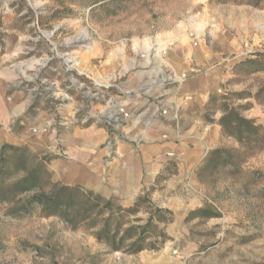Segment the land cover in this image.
Listing matches in <instances>:
<instances>
[{"label":"rangeland","instance_id":"374dc122","mask_svg":"<svg viewBox=\"0 0 264 264\" xmlns=\"http://www.w3.org/2000/svg\"><path fill=\"white\" fill-rule=\"evenodd\" d=\"M262 12L264 0H0V115L27 106L11 126L28 140L2 143L0 152L10 144L52 159L54 182L69 186L55 179L50 166L64 156L62 140L73 127L97 125L121 139L118 129L126 117L106 112L117 93L103 85L136 76L150 50L175 33L192 46L220 32L236 33L230 21L239 14L245 17L244 54L211 95L204 119L221 127L224 111L234 107L262 127L258 138L243 141L221 127L220 144L189 173L169 160L131 203L103 197L123 208L147 197L151 204L137 218L145 225L154 213L148 242L157 250L113 252L89 225L74 228L47 217L27 196L15 200L0 191V264H264V96L257 100L264 82V57L257 55L264 54V39L255 33L254 41L247 32V21ZM247 60L257 67L239 70Z\"/></svg>","mask_w":264,"mask_h":264},{"label":"crops","instance_id":"0c3cea01","mask_svg":"<svg viewBox=\"0 0 264 264\" xmlns=\"http://www.w3.org/2000/svg\"><path fill=\"white\" fill-rule=\"evenodd\" d=\"M236 19L230 21L236 33L220 32L197 46L183 33H175L163 40V47L150 50L151 57L141 62L136 76L103 85L117 93L110 96L106 112L120 118L121 110L128 114L118 129L121 139L97 125L73 127L62 140L64 156L50 166L55 179L131 203L154 183L169 160L179 162L186 174L197 166L221 140V127L204 119L205 107L244 54L241 40L246 33L240 30L245 17L239 14ZM247 22V32L264 39V12L255 22L254 17ZM26 110L27 106L9 112L6 108L0 115L5 126L0 127V144L28 143L11 126L13 117Z\"/></svg>","mask_w":264,"mask_h":264},{"label":"trees","instance_id":"16d2710c","mask_svg":"<svg viewBox=\"0 0 264 264\" xmlns=\"http://www.w3.org/2000/svg\"><path fill=\"white\" fill-rule=\"evenodd\" d=\"M257 56L264 57V54ZM257 64L255 60H247L237 65V68L251 69ZM261 96H264V82L257 93V100ZM220 125L224 132L237 137L239 141L258 138L262 130L255 121L242 117L234 107L224 111ZM231 127L233 131H230ZM51 161L47 157L34 156L24 148L3 145L0 152V191H8L15 200L27 196L28 204L39 206L47 217L57 216L74 228L89 225L96 230V239L104 242L113 252L137 254L158 249L157 244L148 242L154 213L150 214L145 225L137 218L142 207L151 204L147 197L139 198L129 208L115 207L113 200L84 191L80 186L70 187L54 182L49 169ZM19 174L22 177L17 179ZM163 212L171 214L169 211L155 210L159 215ZM162 237L165 240V234Z\"/></svg>","mask_w":264,"mask_h":264},{"label":"built area","instance_id":"2783aa9c","mask_svg":"<svg viewBox=\"0 0 264 264\" xmlns=\"http://www.w3.org/2000/svg\"><path fill=\"white\" fill-rule=\"evenodd\" d=\"M121 112L123 113V115H124L125 117L128 116V114H126L123 110H121Z\"/></svg>","mask_w":264,"mask_h":264}]
</instances>
